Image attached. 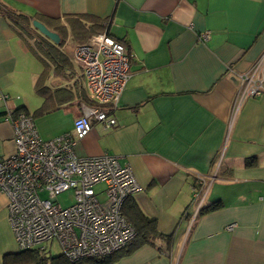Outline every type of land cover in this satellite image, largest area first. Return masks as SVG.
I'll return each mask as SVG.
<instances>
[{
    "label": "crops",
    "instance_id": "0c3cea01",
    "mask_svg": "<svg viewBox=\"0 0 264 264\" xmlns=\"http://www.w3.org/2000/svg\"><path fill=\"white\" fill-rule=\"evenodd\" d=\"M8 10L65 26L69 65L36 55ZM103 32L124 45L130 78L111 111L116 125L92 122L75 150L129 164L140 185L133 200L172 236L115 264H264V94L240 98L236 77L264 56V0H0V159L15 149L5 116L17 109L53 108L32 116L41 138L73 132L86 99L73 49ZM5 205L0 192V264L19 250Z\"/></svg>",
    "mask_w": 264,
    "mask_h": 264
},
{
    "label": "built area",
    "instance_id": "2783aa9c",
    "mask_svg": "<svg viewBox=\"0 0 264 264\" xmlns=\"http://www.w3.org/2000/svg\"><path fill=\"white\" fill-rule=\"evenodd\" d=\"M208 36L205 30L199 38ZM72 56L81 65L86 94L73 132L44 139L30 114L8 113L15 149L0 159V192L6 197L7 220L18 249H43L44 243L55 240L70 262L109 254L133 239L135 230L122 206L140 190L131 166L117 156H81L75 150L92 122L116 125L111 111L130 78L124 45L103 32L95 43L76 44ZM236 77L240 98L264 94V56ZM67 190L73 191L74 200L62 206L56 198Z\"/></svg>",
    "mask_w": 264,
    "mask_h": 264
},
{
    "label": "trees",
    "instance_id": "16d2710c",
    "mask_svg": "<svg viewBox=\"0 0 264 264\" xmlns=\"http://www.w3.org/2000/svg\"><path fill=\"white\" fill-rule=\"evenodd\" d=\"M6 16L13 22V24L24 33V35L34 41L33 52L43 57V60L49 61L57 67H64L69 65L68 58L64 52L61 50L62 43L65 40L67 35L65 26L58 23V20L46 19L47 22L52 24L54 31L60 37V44L57 46L54 45L48 38L40 34L36 29L32 27L33 17H29L26 14L11 11H6ZM39 20V19H38ZM46 22V23H47ZM48 24V23H47ZM48 24V25H50ZM51 26V25H50ZM81 31L78 32L77 37H82L88 33L85 25L82 23L80 25ZM49 29V28H48ZM49 89L44 85L41 79H38L35 84V90L42 94ZM81 101L86 100L81 94ZM50 107V106H49ZM47 104L43 103L38 109L33 113V117L40 116L44 113H47L53 108H49ZM16 111H20L17 109ZM14 111V112H16ZM23 111V110H22ZM25 111V110H24ZM26 112V111H25ZM28 113V112H26ZM29 114V113H28ZM220 206V203L213 202L208 205L201 206L198 210V214L202 215L203 213L217 209ZM122 212L128 221L132 224L135 230V236L133 239L127 243L123 248L113 251L109 254L86 257L80 260L70 262L68 261L62 253H58L55 256L48 255L46 249L40 248H31L25 250H18L14 255L8 256L6 258L7 264H115L120 256L125 255L133 251L135 248L139 247L142 244H151L154 245L156 240H162L166 247L171 243L172 236L169 234H163L157 229L156 221L148 216H146L138 207V205L133 200L132 196L128 197L122 206Z\"/></svg>",
    "mask_w": 264,
    "mask_h": 264
},
{
    "label": "rangeland",
    "instance_id": "374dc122",
    "mask_svg": "<svg viewBox=\"0 0 264 264\" xmlns=\"http://www.w3.org/2000/svg\"><path fill=\"white\" fill-rule=\"evenodd\" d=\"M41 196L44 197L45 193H41ZM100 199H102V195L99 196ZM57 202L62 206H68L73 203V191L67 190L62 193H60L57 198ZM44 248L46 249V252L48 255L55 256L61 251V248L59 244L54 240L48 243L43 244Z\"/></svg>",
    "mask_w": 264,
    "mask_h": 264
},
{
    "label": "water",
    "instance_id": "95a60500",
    "mask_svg": "<svg viewBox=\"0 0 264 264\" xmlns=\"http://www.w3.org/2000/svg\"><path fill=\"white\" fill-rule=\"evenodd\" d=\"M31 24H32L33 28H35L40 34H42L43 36L48 38L51 42H53L54 44L59 43L58 34L54 31L48 29L43 22H41L38 19H33Z\"/></svg>",
    "mask_w": 264,
    "mask_h": 264
}]
</instances>
